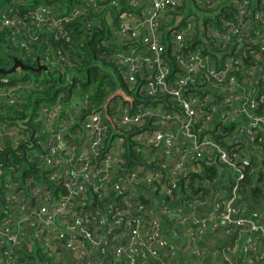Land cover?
I'll return each instance as SVG.
<instances>
[{
  "label": "built area",
  "instance_id": "built-area-1",
  "mask_svg": "<svg viewBox=\"0 0 264 264\" xmlns=\"http://www.w3.org/2000/svg\"><path fill=\"white\" fill-rule=\"evenodd\" d=\"M28 14L0 7L22 63L44 34L57 45L40 64L62 71L61 45L103 18L106 62L130 91L95 110L77 82L34 122L0 125V151L24 145L42 175L21 187L0 167V264H264V0H77ZM22 69L14 85L0 78L7 104L39 87Z\"/></svg>",
  "mask_w": 264,
  "mask_h": 264
},
{
  "label": "trees",
  "instance_id": "trees-1",
  "mask_svg": "<svg viewBox=\"0 0 264 264\" xmlns=\"http://www.w3.org/2000/svg\"><path fill=\"white\" fill-rule=\"evenodd\" d=\"M76 1L25 0L21 3L14 0H0V7L10 3L20 14L29 17V10L40 3L52 4L61 11H64L69 9ZM81 21L79 20V22L75 23L73 32L75 38L78 37L79 27H82V25H78L77 23ZM100 21L102 23L101 27L92 26L90 32L86 34L85 38H81L76 46L68 47L66 43L61 45L64 54L67 55V61L64 63L62 71L51 72L49 68L40 64L43 48L46 46H56V42L43 38L45 35L42 34L39 35V39L35 41L36 43L30 44L34 53L33 55H28L25 59L26 62L23 63L27 68L22 69L24 73L22 80L37 83L39 87L37 89H28L24 92H19L17 95L20 102L12 105L0 99V125L5 124L7 126L19 122H34V115L38 111L39 104H52L56 101L58 94L62 92L67 94L76 86L77 82L80 85L81 91L91 92L90 108L95 110L108 99H112L115 96L114 91L119 89L125 92L130 91L124 81L117 75L118 73L112 64L106 62L104 52L110 51L111 48L103 46L102 40H105L109 35V28L103 18H100ZM73 26L74 24L70 27ZM48 38L51 39V36ZM21 55V49L12 46L10 42L9 30L0 26V68H10L13 64V58L20 59ZM99 64L108 71L102 70ZM2 76L0 75V78ZM7 76L9 77V85L17 83L18 78L15 74L11 73ZM83 77L85 78L83 79ZM1 87L6 88L7 83L0 82ZM26 148L24 145H20V151H17L8 146L3 151H0V167L4 173L3 179L7 176V167L13 165L14 171L17 172L16 179L20 181L21 187L24 186L26 179L30 177H33L36 181L42 177L34 168L33 163L25 157ZM191 177L195 180L196 174H191ZM246 182L250 181L248 180ZM250 192L258 195L256 191ZM3 196V188L0 187V199ZM24 256L26 257L27 255L25 254Z\"/></svg>",
  "mask_w": 264,
  "mask_h": 264
},
{
  "label": "water",
  "instance_id": "water-1",
  "mask_svg": "<svg viewBox=\"0 0 264 264\" xmlns=\"http://www.w3.org/2000/svg\"><path fill=\"white\" fill-rule=\"evenodd\" d=\"M17 66L22 67L24 69L27 68V66H25L20 59L14 57L13 58V64L11 65L10 68H8V69H6V68H0V75H7V74L13 73L15 71V69H16Z\"/></svg>",
  "mask_w": 264,
  "mask_h": 264
},
{
  "label": "rangeland",
  "instance_id": "rangeland-1",
  "mask_svg": "<svg viewBox=\"0 0 264 264\" xmlns=\"http://www.w3.org/2000/svg\"><path fill=\"white\" fill-rule=\"evenodd\" d=\"M99 66H100V64H99ZM101 67V66H100ZM101 69L102 70H107V69H105L104 67H101ZM108 71V70H107ZM85 77H83V79H84ZM76 89V86L71 90V91H74ZM117 91L118 90H116V91H114L113 93L115 94V93H117Z\"/></svg>",
  "mask_w": 264,
  "mask_h": 264
}]
</instances>
